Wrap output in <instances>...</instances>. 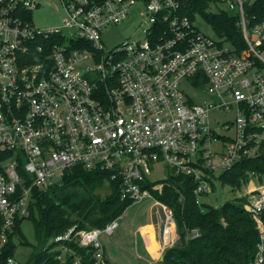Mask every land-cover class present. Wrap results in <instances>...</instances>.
Instances as JSON below:
<instances>
[{"label": "built area", "instance_id": "2783aa9c", "mask_svg": "<svg viewBox=\"0 0 264 264\" xmlns=\"http://www.w3.org/2000/svg\"><path fill=\"white\" fill-rule=\"evenodd\" d=\"M222 1L238 16L241 51L203 33L181 0H56L63 26L49 29L33 20L42 0H0V264H26L7 255L10 236L30 215L34 189L72 166L106 171L122 199L155 200L162 210L157 256L146 264H164L179 234L172 210L154 193L164 182L151 177L163 163L196 182L202 204L198 194L213 191L217 172L264 156V22L248 16L252 0ZM133 6L143 36L109 48L104 31ZM185 84L209 91L210 100L192 98ZM214 110L233 119L214 126ZM261 176L250 173L243 197L260 233L248 264H264ZM118 226V218L102 228L73 226L48 243L72 252L66 241L75 240L93 249L94 264H108L101 235ZM199 235L194 229L188 238Z\"/></svg>", "mask_w": 264, "mask_h": 264}, {"label": "trees", "instance_id": "16d2710c", "mask_svg": "<svg viewBox=\"0 0 264 264\" xmlns=\"http://www.w3.org/2000/svg\"><path fill=\"white\" fill-rule=\"evenodd\" d=\"M182 12L190 18L199 13L220 36L237 51L245 47L238 16L228 10L211 11L212 3L222 0H181ZM248 16L255 22H264V0L245 4ZM252 171L264 175V156L245 159L221 173L223 183L234 188L248 184ZM163 180L162 192H154L172 210L177 224L179 242L166 249L164 264H248L257 252L260 239L257 224L245 208V198L227 201L221 206L197 203L196 182L188 175L171 169ZM160 182V181H156ZM104 190V192H103ZM122 199L110 175L100 169H89L81 164L65 170L62 178L46 187L35 188L30 205V215L36 232L34 254L26 264H73L76 255L79 264H94L93 249L81 246L75 240L66 244L73 250L65 261L59 258L62 250L52 251L49 239L64 234L71 227L78 229L102 228L119 218L132 204ZM23 220V219H22ZM20 220L7 244V255L14 254V233L26 241ZM194 229L200 235L189 237ZM109 264V262H108Z\"/></svg>", "mask_w": 264, "mask_h": 264}, {"label": "rangeland", "instance_id": "374dc122", "mask_svg": "<svg viewBox=\"0 0 264 264\" xmlns=\"http://www.w3.org/2000/svg\"><path fill=\"white\" fill-rule=\"evenodd\" d=\"M56 0H42V7L35 9L32 13L33 20L37 27L41 29L54 28L56 26H63V19L65 13L62 9H58L55 6ZM57 3V2H56ZM211 11L229 10V4L226 1H220L212 3ZM194 24L205 34L220 39V36L216 33L213 26L202 16L197 13L195 16ZM143 25L138 16V7L133 6L130 8L129 14L125 21L111 25L103 33V40L105 44L112 48L117 45L124 44L125 42L138 37L143 36ZM65 33H69L68 29H63ZM225 45H229L225 40ZM184 89L192 96V98L198 101H204L200 99V96H204L207 101L210 100L211 93L206 91L207 94H199L193 86L188 84L184 85ZM233 119V113H227L221 110H214L211 112V123L217 126L218 123H223L226 120ZM171 169L163 163V168L152 175V179L155 181H163L168 179V173ZM178 172V171H177ZM221 172H217V176L212 179L213 191L209 194H198L202 204L210 206H221L227 201H232L237 198L246 196L247 184L242 188H234L230 184L223 183L219 178ZM62 177L53 178L51 183L58 182ZM164 184L162 185L163 190ZM104 192V190H103ZM156 196V194H155ZM158 199V197L156 196ZM160 200V199H159ZM167 205V204H166ZM167 207H169L167 205ZM161 209L159 205L155 204V200L152 198H146L140 202L132 203L125 212L118 218L119 226L112 234H102L101 239L105 245L106 258L109 264H146L151 259L152 252L148 248H156L157 244L151 241L152 246L148 248L143 241V236L139 232V225L142 223L151 221L155 214V210ZM21 231L24 234L26 241L29 243H21V239L14 233L13 240L15 242L14 254L23 262H26L34 254V244L36 241V232L34 228L33 220L25 218L21 221ZM151 236L155 238L154 234ZM149 237V240L152 239ZM180 238L178 237V241ZM50 240V239H49ZM76 242V241H75ZM49 245V243H48ZM55 246H59L55 244ZM68 247V246H66ZM54 250H60L55 248ZM68 250L62 251V261L66 260L68 256ZM76 258H74V261Z\"/></svg>", "mask_w": 264, "mask_h": 264}, {"label": "crops", "instance_id": "0c3cea01", "mask_svg": "<svg viewBox=\"0 0 264 264\" xmlns=\"http://www.w3.org/2000/svg\"><path fill=\"white\" fill-rule=\"evenodd\" d=\"M158 212L162 213V210L161 209H157L155 210V214L152 213L153 216L156 217V219L153 217V219L151 221H148V222H145V223H142L141 225H139L138 229H139V232L141 233V235L143 236V241L144 243L146 244V246L148 245L149 247H151L152 245L149 243L151 241V243H153V237L151 236V234L155 235L157 234V231L159 230V225L161 224L160 223V219L158 217ZM147 229V230H146ZM152 237L151 240H148L149 237ZM156 240V239H155ZM147 246V248H148ZM154 246V244H153ZM148 250H150L148 248ZM151 251V250H150ZM152 252V255H151V258H153L155 256H157V253L155 251H151Z\"/></svg>", "mask_w": 264, "mask_h": 264}, {"label": "bare ground", "instance_id": "6f19581e", "mask_svg": "<svg viewBox=\"0 0 264 264\" xmlns=\"http://www.w3.org/2000/svg\"><path fill=\"white\" fill-rule=\"evenodd\" d=\"M147 230V229H146ZM155 236V235H154ZM148 237H150V236H148ZM149 240V239H148ZM157 244V242H156V240H155V238L153 239V244ZM151 251H155L156 249H157V247L156 248H149Z\"/></svg>", "mask_w": 264, "mask_h": 264}]
</instances>
